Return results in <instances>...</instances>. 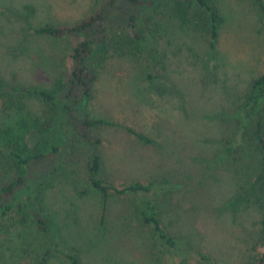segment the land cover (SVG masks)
<instances>
[{
	"label": "rangeland",
	"instance_id": "1",
	"mask_svg": "<svg viewBox=\"0 0 264 264\" xmlns=\"http://www.w3.org/2000/svg\"><path fill=\"white\" fill-rule=\"evenodd\" d=\"M146 1L133 11L125 0H0V143L14 142L21 154L54 145L64 153L45 181H27L19 193L0 229V264H32L53 247L54 232L84 264H153L123 199L110 202L107 251L94 243L99 197L86 181L85 143L67 126L63 92L56 93L47 127L42 113L49 108L13 89L53 90L83 38L43 35L38 28L72 25L101 10L109 42L90 62L93 98L75 113L112 123L96 130L103 176L117 185L162 188L164 223L181 244L177 264L184 257V264H252L263 250L264 154L243 105L252 81L264 74V0H211L220 15L214 43L193 0ZM132 11L136 43L129 39ZM259 108L264 114V104ZM125 125L153 143L140 142ZM25 172L0 145V185ZM37 215L52 228L44 232ZM198 251L211 260L202 261ZM47 264L67 263L53 252Z\"/></svg>",
	"mask_w": 264,
	"mask_h": 264
},
{
	"label": "trees",
	"instance_id": "2",
	"mask_svg": "<svg viewBox=\"0 0 264 264\" xmlns=\"http://www.w3.org/2000/svg\"><path fill=\"white\" fill-rule=\"evenodd\" d=\"M135 8L146 4V0H125ZM198 7L196 17L199 22L206 24L209 29L211 42L214 43L218 34V24L220 15L218 14L211 0H193ZM131 13L128 21V29L133 38H129L132 43H136L139 38L136 25V14ZM36 32L54 37L63 35H83V38L75 43L70 51V68L65 79L58 80L53 90L40 89L31 86H13V89L20 96H36L44 104L42 113L43 123L50 125L58 92H63L66 102L64 105L67 126H71L81 137L87 148V156L84 164L85 177L89 187L98 195L100 210L98 214V233L94 243L107 251L106 244L102 240L106 239L107 218L110 202L114 198L125 200L130 207L127 218H131L135 228L140 231L147 244L148 252L153 257V264H177V250L180 249L178 236L169 230L163 220V205L161 203V190L155 183L130 181L122 184H114L103 176V158L100 151L102 144L101 137L96 130L112 125L104 119H92L87 116H80L75 113L79 105L84 100H91L92 93V71L90 62L96 50L106 47L109 42L107 19L104 10L91 14L72 25L45 24L38 28ZM129 41V40H128ZM8 93V92H7ZM9 94H2L7 97ZM264 104V74L256 77L251 84V94L243 105V111L252 121V134L258 142L264 154V114L260 111V104ZM123 129L137 140L144 144H152L153 139L142 131L129 125ZM6 154L13 158L14 162L22 166L26 172L18 174L11 180L0 185V229L3 224L14 213L15 202L21 191L27 186V181L43 182L53 172L58 161L63 157L61 146H52L51 149L43 153L21 154L17 151L14 142L0 143ZM38 173V174H37ZM163 198V197H162ZM23 209L24 206H21ZM131 222V223H132ZM36 223L39 227L44 226L45 232L48 227L47 222L40 216H36ZM129 225V224H128ZM54 227V226H53ZM54 229V228H53ZM58 230V229H57ZM53 247L45 249L34 259L32 264H47L51 254L57 252L67 264H84L81 258L74 252L63 249L60 244L61 235L53 233ZM259 246L263 248L252 264H264V216L261 219V232ZM176 256V257H175ZM197 256L204 262L211 258L198 251ZM186 258H182L180 264L186 263Z\"/></svg>",
	"mask_w": 264,
	"mask_h": 264
}]
</instances>
